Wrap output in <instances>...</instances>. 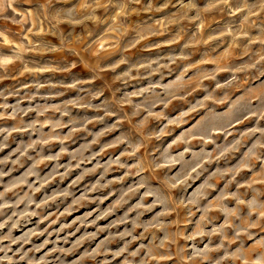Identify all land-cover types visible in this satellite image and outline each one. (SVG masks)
<instances>
[{
    "label": "clouds",
    "instance_id": "9594fccd",
    "mask_svg": "<svg viewBox=\"0 0 264 264\" xmlns=\"http://www.w3.org/2000/svg\"><path fill=\"white\" fill-rule=\"evenodd\" d=\"M0 264H264V0H0Z\"/></svg>",
    "mask_w": 264,
    "mask_h": 264
},
{
    "label": "rangeland",
    "instance_id": "374dc122",
    "mask_svg": "<svg viewBox=\"0 0 264 264\" xmlns=\"http://www.w3.org/2000/svg\"><path fill=\"white\" fill-rule=\"evenodd\" d=\"M162 39H163V38H162ZM90 179H92V178H90ZM66 183H67V182H66ZM94 207H95V205H92V206H90L88 209H82L80 213H77V214H75V215H81V214H83L84 212L89 211V210H91V209L94 208ZM69 219H71V218H69ZM101 223L103 224V223H106V222H105V221H102Z\"/></svg>",
    "mask_w": 264,
    "mask_h": 264
}]
</instances>
